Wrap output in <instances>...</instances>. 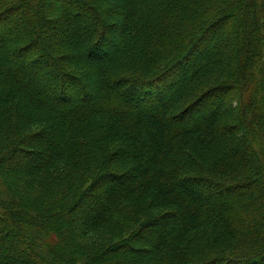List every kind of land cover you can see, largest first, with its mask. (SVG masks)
Instances as JSON below:
<instances>
[{"label":"trees","instance_id":"obj_1","mask_svg":"<svg viewBox=\"0 0 264 264\" xmlns=\"http://www.w3.org/2000/svg\"><path fill=\"white\" fill-rule=\"evenodd\" d=\"M0 264H264V0H0Z\"/></svg>","mask_w":264,"mask_h":264},{"label":"rangeland","instance_id":"obj_2","mask_svg":"<svg viewBox=\"0 0 264 264\" xmlns=\"http://www.w3.org/2000/svg\"><path fill=\"white\" fill-rule=\"evenodd\" d=\"M50 2L51 3H53V2H55V0H50ZM52 26V25H51ZM51 26L49 25V29H51ZM55 29V28H54ZM54 29H52V30H54ZM116 42H117V40H116ZM115 42V43H116ZM186 61H184L183 63H185ZM201 183H203V182H201ZM199 186V185H198ZM199 187H201V186H199ZM203 187V186H202ZM205 187V186H204ZM197 189H198V187H196ZM92 236H90L89 238H91ZM130 252V251H129ZM130 254H132L133 255V253L132 252H130Z\"/></svg>","mask_w":264,"mask_h":264}]
</instances>
